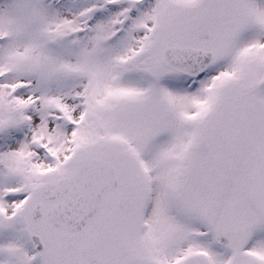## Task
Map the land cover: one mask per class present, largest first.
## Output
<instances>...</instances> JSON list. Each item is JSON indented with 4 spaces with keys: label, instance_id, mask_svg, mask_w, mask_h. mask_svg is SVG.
I'll use <instances>...</instances> for the list:
<instances>
[{
    "label": "snow or ice",
    "instance_id": "snow-or-ice-1",
    "mask_svg": "<svg viewBox=\"0 0 264 264\" xmlns=\"http://www.w3.org/2000/svg\"><path fill=\"white\" fill-rule=\"evenodd\" d=\"M0 264H264V0H0Z\"/></svg>",
    "mask_w": 264,
    "mask_h": 264
}]
</instances>
